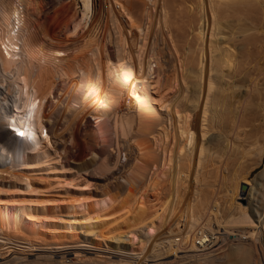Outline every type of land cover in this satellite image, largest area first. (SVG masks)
I'll return each instance as SVG.
<instances>
[{"label": "bare ground", "instance_id": "6f19581e", "mask_svg": "<svg viewBox=\"0 0 264 264\" xmlns=\"http://www.w3.org/2000/svg\"><path fill=\"white\" fill-rule=\"evenodd\" d=\"M12 1L0 264H264V169L250 178L264 158V0H48L76 24L70 56L36 41L38 1ZM66 30L50 38L69 43ZM81 54L90 68L69 78Z\"/></svg>", "mask_w": 264, "mask_h": 264}, {"label": "rangeland", "instance_id": "374dc122", "mask_svg": "<svg viewBox=\"0 0 264 264\" xmlns=\"http://www.w3.org/2000/svg\"><path fill=\"white\" fill-rule=\"evenodd\" d=\"M9 1H11V0H9ZM16 4H17V7L16 8H18L19 10H20V5H19V3L17 2V1H15V0H13ZM12 1V2H13ZM36 1H38V2H36ZM46 1V2H45ZM41 0V2H40V0H34V2H36V4H37V6H35L36 4L34 3V6L35 7H40L41 8V10H38L37 8H35L34 9V27L36 28H34V34L36 35V41H37V39H38V43H39V41L40 40H42V41H40L41 43H39V46L40 47H45L43 50H46V51H48L49 49L51 50V49H60V50H62V51H64V53L66 54V56H70V55H72V54H77L78 53V47L81 45V40H80V42H78V40L80 39L79 37H77V35L74 33V32H72V31H75L77 28H76V24H72V23H70L71 22V20L69 19V16L68 17H66V16H63V18L61 17V12H62V6L59 4H57V3H55V4H57V5H55L56 7L54 8V7H52V9L54 10H52V9H50V6L48 5L49 3H47V1L48 0ZM12 2H10L11 3V5H12ZM44 2V3H43ZM49 2V1H48ZM42 3H43V5H42ZM14 4V3H13ZM39 4V5H38ZM40 4L42 5V7L40 6ZM11 5H10V7H11ZM19 5V6H18ZM14 6V5H13ZM12 6V7H13ZM16 6V5H15ZM15 6H14V8H15ZM58 6V7H57ZM61 6V7H60ZM45 7V8H44ZM39 8V9H40ZM60 8V9H59ZM43 9H46L45 11L47 12L48 10L47 9H49V11L47 12V14H45V15H47V16H45L44 15V13L42 14L41 12L43 11V12H45ZM38 10V11H37ZM52 10V11H51ZM40 11V12H39ZM59 11H60V15H58L57 16V14L59 13ZM45 12V13H46ZM53 12V13H52ZM35 13H36V15H35ZM40 14V16H37L38 14ZM50 13V14H49ZM56 13V14H55ZM3 14V8H2V6L0 5V18H1V20H2V17L4 16V14ZM44 15V16H42V15ZM54 16V18H53V16ZM56 16V17H55ZM61 18H60V17ZM42 17V18H41ZM46 17V18H45ZM52 19H51V18ZM57 17H58V19H57ZM66 17V18H65ZM41 18V19H40ZM49 18V19H48ZM60 18V19H59ZM37 19V20H36ZM45 19V20H44ZM48 19V20H47ZM51 19V20H50ZM67 19V20H66ZM42 22H41V21ZM62 20H64V21H62ZM56 21V22H55ZM62 21V22H61ZM67 21H68V23H67ZM2 21H0V23H1ZM48 22V24H44V23H47ZM50 22V23H49ZM39 23V24H38ZM56 23L58 26L56 27V25H54V24ZM43 26V27H41V25ZM63 24V25H62ZM46 26V29H45V26ZM0 46L2 47H0L1 49H0V51H1V53H0V57H2V58H4L5 57V55H6V49H8L9 50V48H8V46H7V41H6V37H5V28L3 27V25H2V23L0 24ZM37 26H38V28H37ZM48 26V27H47ZM50 26V27H49ZM53 26V27H52ZM64 28L63 30H62V27ZM65 26V27H64ZM67 26V27H66ZM71 26V27H70ZM40 27V28H39ZM56 28V29H54V30H52L53 28ZM76 28V29H74V28ZM2 28V29H1ZM3 28H4V30H3ZM42 28H44V31H43V29ZM47 28H48V31H46L47 30ZM59 28V29H58ZM74 30H73V29ZM37 29H38V31H37ZM50 29V30H49ZM67 29V30H66ZM57 30V31H56ZM64 32V30H66L67 31V33L68 34H71V38H70V41H69V43H68V41L67 42H65V41H62V40H59V43H58V39H54V40H56V41H54L53 40V37L52 38H50L51 36L50 35H53V33L54 32ZM41 31H42V33H41ZM49 31H50V33L51 34H49ZM53 31V32H52ZM65 31V32H66ZM77 31V30H76ZM75 31V32H76ZM4 33V34H3ZM39 33V34H38ZM43 33L45 34V35H43ZM38 35H40V37L38 36ZM3 36V37H2ZM47 36H49V37H47ZM73 36H76V37H73ZM72 37H73V40H72ZM3 38V39H2ZM40 38V39H39ZM42 38V39H41ZM49 38H50V40H49ZM75 39V40H74ZM2 40V41H1ZM5 40V42H3ZM36 41H34V44L37 46L38 44H36ZM46 41V42H45ZM50 43H49V42ZM52 41L54 42V43H52ZM71 41H73V43L71 42ZM75 41V42H74ZM2 42V43H1ZM44 42V43H43ZM55 42H57V43H55ZM61 42V43H60ZM63 42V43H62ZM64 43H66V44H64ZM41 44H44V46L43 45H41ZM46 44V45H45ZM50 44L52 45V46H50ZM60 44V45H59ZM62 44H64V45H62ZM70 44V45H69ZM75 44V45H74ZM78 46H77V45ZM58 45V46H57ZM65 45H66V47H65ZM49 46V47H48ZM54 46V47H53ZM56 46V47H55ZM61 46V47H60ZM69 46V48L71 49V50H73L75 47V49H76V51L74 50L73 52L72 51H69V53L70 54H67L68 53V51L67 50H70L69 48H67ZM53 47V48H52ZM72 47H74V48H72ZM6 48V49H5ZM64 48V49H63ZM76 52V53H75ZM81 56V57H80ZM78 58H77V60L78 61H75L76 63H78L79 65L77 66V64H75V62L72 60V61H70V63H69V66L71 67V65H73L70 69H72V70H69L68 68L69 67H67V68H65V70L67 69V70H69V72H71L72 73V75L73 76H71V77H69V75L71 74V73H69L67 70L65 71V70H63L62 72H61V74H63V75H61V76H59V77H61V78H66V79H69V78H72V77H74L75 76V74L77 75V72L78 71H76L77 69H83V67L85 66V67H87V69H88V67L90 68V66H89V64L90 63H88V61H86L87 59H86V55H80ZM82 57H83V59H82ZM36 58V57H35ZM38 58V60H37V62L36 63H39V57H37ZM36 58V59H37ZM1 59V58H0ZM36 59H34V61H36ZM82 60V61H81ZM1 61V60H0ZM74 64H73V63ZM88 63L87 65L88 66H86V64L85 63ZM8 64H9V66L12 68L14 65L11 63V62H7ZM35 63V62H34ZM81 63V64H80ZM83 63V64H82ZM40 64H42V65H44L45 63H39V65ZM85 64V65H84ZM41 65V66H42ZM77 67H75V66ZM82 65V66H81ZM45 66V65H44ZM79 67V68H78ZM82 67V68H81ZM84 69H86V68H84ZM83 69V70H84ZM50 70H52V67L50 68ZM54 70V69H53ZM73 71V72H72ZM49 72H51V71H49ZM53 72H55V71H52L50 74H49V79L51 80V79H53V80H51L52 82H50L49 81V83H48V85L51 83L52 85V87L54 86V84H57L58 83V75H59V72H55L56 74H54ZM76 72V73H75ZM58 73V74H57ZM55 76H54V75ZM53 76V77H51V76ZM65 75V76H64ZM68 75V76H67ZM67 76V77H66ZM78 76V75H77ZM10 77H12L11 75H10ZM58 77V78H57ZM69 77V78H68ZM2 78H4L3 76H2V74L0 73V80H2ZM54 79H55V81H54ZM8 81H11L12 83H13V78H11V79H9L8 78ZM49 87H50V85H49ZM72 95V94H71ZM22 97H23V100L22 101H20V106H21V108H22V110H23V108H24V110H27V109H29L30 108V104L28 105L27 104V100L24 98V96L22 95ZM18 105H19V103H18ZM25 105V106H24ZM28 105V106H27ZM16 107V106H15ZM52 108V111H51V109H50V114L51 115H56V111L59 109V107L61 108V106H59L58 104H56L55 106L53 105V106H51ZM55 109H54V108ZM16 109H17V107H16ZM22 127V126H21ZM120 158H122L121 157V155H119V161L121 160ZM123 160H121L120 162H122ZM263 169H264V158H263V161L258 165V167L252 172V175H251V179L252 178H255L256 177V175L257 174H259V173H261L262 171H263ZM228 178V179H227ZM225 180H222L219 184L220 185H218V192H216V195H215V197H216V199L217 200H219V201H222L223 200V198H224V196H225V194L224 193H226V187L228 186V185H226V184H230V178H229V176L227 177ZM226 181H227V183H226ZM216 190V191H217ZM242 198H244V196H240V198H238L237 197V199H235V200H237L238 202H243V199ZM221 199V200H220ZM264 206V205H263ZM264 208V207H263ZM223 215V214H222ZM44 220H46V219H44ZM50 221V220H49ZM42 222H48V220H46V221H43V218H42ZM50 223H52V221H50ZM111 224V223H110ZM110 224H106L107 225V228L105 227L106 225L104 224L103 226H100V228H101V231H104V229H105V231L104 232H106L107 230H110V228L112 229V226L114 227V225H110ZM103 227V228H102ZM55 231V230H54ZM136 242H138L137 240L135 241V246L138 244V243H136ZM13 246V247H12ZM7 248V249H6ZM8 250V251H7ZM12 250V251H11ZM75 249H69L68 251H70V254H68V256L67 257H72V256H74V254L73 253H71V252H73ZM1 254L3 255V256H5V255H9V256H11V258L12 257H14L15 255L17 256H19L20 254H18L17 252H18V250L16 249V247H14V245L13 244H11V243H7V244H5L4 245V247L2 248V250H1ZM32 252H34V254H35V251H31V253ZM37 252V251H36ZM87 253H88V255H87V253H85L86 254V256H89V253H91L90 254V256L91 255H93V251H92V249H90V250H88V251H86ZM10 253V254H9ZM37 253H40L39 251L37 252ZM33 254V255H34ZM31 256L32 255H30V256H28V258H31ZM34 257V256H33ZM169 258H171V256L169 257ZM169 258H167V259H169ZM164 260H166V259H164ZM12 263H14V262H12ZM11 264V263H10ZM39 264H41V263H39Z\"/></svg>", "mask_w": 264, "mask_h": 264}]
</instances>
